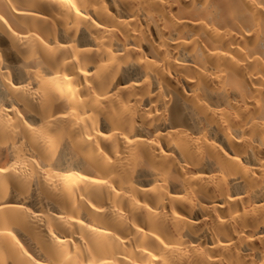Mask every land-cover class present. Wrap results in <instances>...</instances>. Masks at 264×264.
Wrapping results in <instances>:
<instances>
[{"label": "bare ground", "instance_id": "obj_1", "mask_svg": "<svg viewBox=\"0 0 264 264\" xmlns=\"http://www.w3.org/2000/svg\"><path fill=\"white\" fill-rule=\"evenodd\" d=\"M0 264H264V0H0Z\"/></svg>", "mask_w": 264, "mask_h": 264}]
</instances>
